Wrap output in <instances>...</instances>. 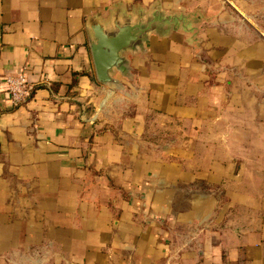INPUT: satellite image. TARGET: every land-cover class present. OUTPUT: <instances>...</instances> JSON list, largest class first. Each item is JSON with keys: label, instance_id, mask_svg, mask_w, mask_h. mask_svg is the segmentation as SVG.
Listing matches in <instances>:
<instances>
[{"label": "crops", "instance_id": "1", "mask_svg": "<svg viewBox=\"0 0 264 264\" xmlns=\"http://www.w3.org/2000/svg\"><path fill=\"white\" fill-rule=\"evenodd\" d=\"M154 10L99 83L90 23ZM0 264H264V0H0Z\"/></svg>", "mask_w": 264, "mask_h": 264}, {"label": "water", "instance_id": "2", "mask_svg": "<svg viewBox=\"0 0 264 264\" xmlns=\"http://www.w3.org/2000/svg\"><path fill=\"white\" fill-rule=\"evenodd\" d=\"M159 18L158 11L154 10L148 17L118 19L115 16L107 26L96 20L90 23L92 41L89 50L94 75L99 83L121 88L113 73L127 74V60L123 54L142 49L148 34L159 29Z\"/></svg>", "mask_w": 264, "mask_h": 264}, {"label": "built area", "instance_id": "3", "mask_svg": "<svg viewBox=\"0 0 264 264\" xmlns=\"http://www.w3.org/2000/svg\"><path fill=\"white\" fill-rule=\"evenodd\" d=\"M5 95L9 103L16 107L22 104L29 95V86L25 82L24 69L18 70L13 75H8L4 79Z\"/></svg>", "mask_w": 264, "mask_h": 264}, {"label": "rangeland", "instance_id": "4", "mask_svg": "<svg viewBox=\"0 0 264 264\" xmlns=\"http://www.w3.org/2000/svg\"><path fill=\"white\" fill-rule=\"evenodd\" d=\"M116 106V107H115ZM130 107H128V105H126V104H124V107H122L121 106V108H120V105H114L113 106V110L114 111H117V115H119L120 114V112H121V109H123V110H125L126 109V111H129L130 109H129Z\"/></svg>", "mask_w": 264, "mask_h": 264}]
</instances>
